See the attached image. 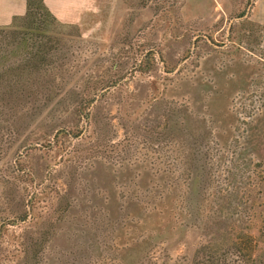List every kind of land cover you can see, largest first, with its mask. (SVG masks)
Segmentation results:
<instances>
[{
  "label": "rangeland",
  "instance_id": "374dc122",
  "mask_svg": "<svg viewBox=\"0 0 264 264\" xmlns=\"http://www.w3.org/2000/svg\"><path fill=\"white\" fill-rule=\"evenodd\" d=\"M31 2L0 26V264L257 257L264 0H117L85 35Z\"/></svg>",
  "mask_w": 264,
  "mask_h": 264
},
{
  "label": "crops",
  "instance_id": "0c3cea01",
  "mask_svg": "<svg viewBox=\"0 0 264 264\" xmlns=\"http://www.w3.org/2000/svg\"><path fill=\"white\" fill-rule=\"evenodd\" d=\"M117 0H45L51 15L62 25L90 34L91 28L108 27L112 5ZM27 0H0V26L8 25L26 13ZM2 27V26H1Z\"/></svg>",
  "mask_w": 264,
  "mask_h": 264
},
{
  "label": "trees",
  "instance_id": "16d2710c",
  "mask_svg": "<svg viewBox=\"0 0 264 264\" xmlns=\"http://www.w3.org/2000/svg\"><path fill=\"white\" fill-rule=\"evenodd\" d=\"M41 1V7L43 9H45V11H47L49 13V11L45 8L44 4H43V0ZM31 0H27L26 2V13L22 18L27 17L30 14V10H31ZM49 15L55 20L57 21L50 13ZM59 23V22H58ZM60 24V23H59ZM247 244V252L244 254H241L239 257H235V259L231 258V257H225V255H214V254H210L207 256H204V258H201L199 264H264V247L261 250V252L259 253V255L257 257H254V252H255V246H253V240L252 238L246 243ZM240 252V251H238ZM241 253V252H240Z\"/></svg>",
  "mask_w": 264,
  "mask_h": 264
}]
</instances>
